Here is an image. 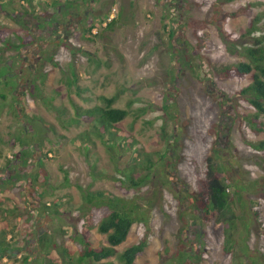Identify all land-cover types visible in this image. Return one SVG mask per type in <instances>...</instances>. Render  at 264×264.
<instances>
[{
  "label": "rangeland",
  "instance_id": "rangeland-1",
  "mask_svg": "<svg viewBox=\"0 0 264 264\" xmlns=\"http://www.w3.org/2000/svg\"><path fill=\"white\" fill-rule=\"evenodd\" d=\"M7 1L0 4V84L11 78L15 87L0 85V138L6 142L0 144V256L12 232L17 242L16 259L0 258V264L72 258L86 264L80 256L87 242L95 249L108 245L98 228L111 213L87 203L86 195L139 205L141 219L118 247L122 253L147 240L135 264H264V152L254 148L264 140V132L255 131L264 115L256 120L250 95L241 93L252 74L236 69L249 62L246 48L264 35V0H87L69 20L56 17L51 0L29 11L43 12L51 19L46 25L62 20L39 54L34 21L26 29L14 20L24 4ZM113 9L122 18L104 31L109 26L102 19ZM100 22L101 38L86 39L84 27ZM2 40L24 45L9 48ZM42 72L46 79L33 85ZM74 73L78 79L69 86ZM100 96H118L115 107L129 115L107 138L87 134L93 143L84 148L78 137L95 122L65 125L74 115L72 103L89 109ZM124 134L138 143L130 152L112 149L108 138L119 145ZM21 140L30 145L28 163L10 158L20 153ZM138 161L142 167H135ZM150 162L152 170L146 169ZM211 166L230 181L238 217L233 250H226L227 227L203 214ZM127 176L148 178L133 187ZM13 206L17 216L6 218L4 210ZM40 237H47L48 248ZM105 262L122 264L117 257Z\"/></svg>",
  "mask_w": 264,
  "mask_h": 264
},
{
  "label": "trees",
  "instance_id": "trees-1",
  "mask_svg": "<svg viewBox=\"0 0 264 264\" xmlns=\"http://www.w3.org/2000/svg\"><path fill=\"white\" fill-rule=\"evenodd\" d=\"M13 1L16 0H9L7 3L9 5L12 4ZM20 3L24 4V11H18L17 13H20L18 17L14 18V20L17 21L18 24H20L22 27H25L28 29L27 21L31 20V17L34 18L37 21H41V27H44L42 24H44L45 19H43L45 14L42 12L40 14H31L29 11L36 10L37 4H53L55 8H58L59 10L55 12L56 17L63 16L65 12L62 10L63 7H65V4H62L60 0H18ZM51 1V3H50ZM68 4L66 5L67 12H74L75 10H81V7L87 4V0H68ZM2 3V0H0V4ZM51 4V5H52ZM61 12V14H59ZM13 17V16H12ZM108 17V14L102 19L104 22ZM41 18V19H40ZM122 18V12H120L117 16V18L108 24L109 28L104 29L110 30L114 27L118 21H120ZM61 20V19H60ZM59 20V21H60ZM63 20V19H62ZM61 20V21H62ZM40 23V22H39ZM100 23L92 24L88 27H84V34L86 39H88L91 42H94L96 39L101 38L102 32H98L97 34H93V30H95L96 27L100 26ZM5 25H3V28ZM1 28V27H0ZM164 30H169V25L166 23L164 25ZM256 30V28L253 29V31ZM173 35V33H171ZM38 41L41 40V37L39 35L34 36ZM5 45H9V48L14 49H22V46L24 43L22 42L20 45H12L9 44L6 40H2ZM44 53V52H43ZM46 53V51H45ZM246 58L249 60L248 63H241L238 65L237 72L241 75H247L252 74V80L253 82L245 88L241 93L243 95H250L251 104L256 108L258 115H256V120L259 118L260 115H264V35L261 36L259 39L256 40V46L255 47H249L246 48L245 51ZM44 59V58H43ZM48 60H42L43 63H46ZM43 73V72H42ZM38 75L36 74V79L33 80V85L36 84L37 81H44L46 79L47 73ZM31 77L33 76V73L30 72ZM74 77L69 80L68 85L71 86L74 83H76V80L78 79V76L74 73ZM24 76V75H23ZM26 80V79H25ZM74 80V81H73ZM9 84L5 85L6 91L8 89H12L15 87V85L12 84L11 78H8ZM6 81H2L1 84L4 85ZM0 84V85H1ZM77 94L79 96H82L81 91H78ZM4 100H7L6 93L3 92ZM19 97L17 96V98ZM118 96L114 97H107V96H100L98 97L99 104L95 105L92 108L89 109H83L77 104L72 103V107L74 110V115L68 119L65 126H73L76 124L81 123L84 119H91L95 122V125L93 124L92 128L85 132V134H81L78 139L80 140L81 146L84 148L87 147L88 142L93 143V139L91 136H96L100 139L107 138V133L110 131L109 129H117L116 126L123 122L129 115V109H121L115 107ZM89 100V99H85ZM5 102V101H4ZM68 114V110L64 109L63 116ZM93 122V123H94ZM264 126L255 128V131H258L260 133L264 132ZM118 133V132H117ZM91 135L89 138L86 137V135ZM119 134V133H118ZM106 135V136H104ZM125 135L124 140L119 143V145L116 144L115 138L112 139V136L108 138V142L110 143L109 146L114 149L118 147L121 151H131V149L134 147L136 143V139L132 136ZM23 141V140H21ZM0 144H6V142L0 138ZM113 144V145H112ZM21 151L20 153H17L16 156H14V159H22L25 160L26 163H28V158L30 156V145H27L24 141L20 144ZM16 148V147H14ZM254 148L258 151L264 152V140L259 141L258 143L254 144ZM89 149V147L87 148ZM144 153V152H142ZM142 154H140L141 156ZM3 156L2 150H0V157ZM45 157L49 158V152L45 153ZM139 164H135V167H142L141 161H138ZM12 163V160L10 158L7 159V167H9ZM154 162H150V166L146 169L152 170L154 167ZM67 174V173H66ZM68 176V175H67ZM67 182L69 181V178H67ZM128 180L131 182L133 187H140L144 184L145 181H147L148 177H141L139 179H135L133 176H127ZM228 181V182H227ZM230 181L223 176V174L217 172V170L211 166V171L209 172L207 179L203 183V188L205 190V193L202 194L203 201V214L205 215V218L207 221L217 219L219 222L223 223L227 230L230 231L227 234L226 230V250H233L235 246V239L234 234L235 231L238 228V217L231 211L232 205L235 204L234 199L230 196ZM2 186V184H1ZM93 195V194H92ZM99 195V194H97ZM239 195V194H238ZM243 198L242 196L240 197ZM11 200V199H10ZM85 200L87 203L95 206H107L111 213L108 214L99 224V232L101 234H104L107 236V246H103L100 249H95L92 247V245L87 242L86 246L81 253L80 256V263H86V264H114L113 262H105L110 260L111 258L117 257L118 260L122 264H135L137 259L142 256L147 247L148 242L147 240H143L138 244L132 245L129 248H127L124 252L120 253L118 251V247L124 244L132 231L133 226L140 221V210L138 204H130L127 200L122 198H104L102 200L92 197L89 195H86ZM44 208L46 210H51L50 207L47 204H44ZM19 211L18 207L13 206L6 207L4 210L5 217L9 218L13 215L16 217L17 212ZM58 212V211H57ZM21 218L19 217V220ZM15 226V225H14ZM249 229V228H248ZM7 234V233H6ZM12 237L9 242H7V247L5 248V252H3L0 256L2 260L5 258L16 259L15 256V249L13 247V244L16 243V234L12 232ZM44 249L48 248L46 245V242H48L47 237H40L38 240ZM66 254L69 255L68 251H66ZM24 261H28V257L24 258ZM66 264H77L75 262V259H71L66 261ZM24 264V263H23ZM47 264H55L53 260H51Z\"/></svg>",
  "mask_w": 264,
  "mask_h": 264
},
{
  "label": "flooded vegetation",
  "instance_id": "flooded-vegetation-1",
  "mask_svg": "<svg viewBox=\"0 0 264 264\" xmlns=\"http://www.w3.org/2000/svg\"><path fill=\"white\" fill-rule=\"evenodd\" d=\"M73 13L70 12L69 14H63V16L61 17V19H68L71 17V14ZM59 14H61V12H59ZM66 18V19H65ZM41 19V18H40ZM43 19H45V22L43 24L44 27H41V21H37L35 22L36 20L34 18L31 17V20L34 21V25H35V29L36 30H32V33L34 35H39L41 37V41L39 42V44H37L35 47L38 48V54L39 52L42 53V52H45L48 50V47H49V44H51L50 42L52 41L51 40V36L52 34L55 32L56 29H58L57 26H59L60 24H62V22L59 23L58 21V24L57 23H53L52 25H46L47 22H49L51 19H49L48 17H44ZM40 22V23H39ZM81 24V22H80ZM28 25V24H27ZM76 28V27H75ZM70 31V30H69ZM69 31H66L65 34H69ZM43 40V41H42ZM53 43V42H52ZM55 43V42H54ZM53 43V44H54ZM42 46V48H41ZM44 48V51L42 50ZM25 63H26V60H24ZM27 66L29 67V65L27 64ZM23 73V70H20V75ZM34 73V72H33ZM35 74V73H34Z\"/></svg>",
  "mask_w": 264,
  "mask_h": 264
},
{
  "label": "built area",
  "instance_id": "built-area-1",
  "mask_svg": "<svg viewBox=\"0 0 264 264\" xmlns=\"http://www.w3.org/2000/svg\"><path fill=\"white\" fill-rule=\"evenodd\" d=\"M116 12H117V10L113 9V11L108 15L107 19L102 24V26L104 28H106L109 23H111L112 21H114L116 19ZM93 32H94V34H97L99 31L97 29H95Z\"/></svg>",
  "mask_w": 264,
  "mask_h": 264
},
{
  "label": "clouds",
  "instance_id": "clouds-1",
  "mask_svg": "<svg viewBox=\"0 0 264 264\" xmlns=\"http://www.w3.org/2000/svg\"><path fill=\"white\" fill-rule=\"evenodd\" d=\"M14 156H16V155H12V156H10V158H14Z\"/></svg>",
  "mask_w": 264,
  "mask_h": 264
}]
</instances>
